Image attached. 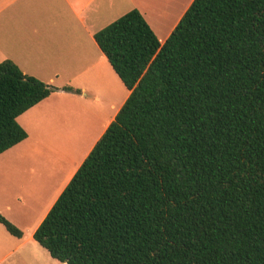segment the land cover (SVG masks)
I'll list each match as a JSON object with an SVG mask.
<instances>
[{
	"label": "trees",
	"instance_id": "trees-1",
	"mask_svg": "<svg viewBox=\"0 0 264 264\" xmlns=\"http://www.w3.org/2000/svg\"><path fill=\"white\" fill-rule=\"evenodd\" d=\"M94 38L130 94L35 241L66 264H264V0H193L163 44L136 9ZM57 91L0 63V155Z\"/></svg>",
	"mask_w": 264,
	"mask_h": 264
},
{
	"label": "crops",
	"instance_id": "crops-1",
	"mask_svg": "<svg viewBox=\"0 0 264 264\" xmlns=\"http://www.w3.org/2000/svg\"><path fill=\"white\" fill-rule=\"evenodd\" d=\"M192 1L189 0L181 9L177 0H0V63L10 60L25 75L45 84H54L59 80L62 77L61 70L87 68L93 63L100 65L109 76L111 65L95 41L97 32L136 9L154 33L156 29L152 22L157 20L165 31V39L161 43L163 44ZM30 69L37 70V73L28 71ZM119 85L121 92V85L124 84H117L116 80L115 89H119ZM129 94L130 91L127 90L118 107L111 105L115 112L102 134L114 120ZM63 96L73 98L59 90L18 117L19 125L26 131V125H23L20 119H27L37 111L41 112L47 105ZM26 132L28 135V131ZM23 143L24 141L1 154L0 163L7 160L5 157ZM80 165L56 194L52 204L42 213L22 206L8 205L0 209V215L23 232L22 238H16L0 224V264H66L52 258L49 252L35 241L34 233ZM3 193L5 192H0V196Z\"/></svg>",
	"mask_w": 264,
	"mask_h": 264
},
{
	"label": "rangeland",
	"instance_id": "rangeland-1",
	"mask_svg": "<svg viewBox=\"0 0 264 264\" xmlns=\"http://www.w3.org/2000/svg\"><path fill=\"white\" fill-rule=\"evenodd\" d=\"M177 1L182 9L189 0ZM155 21L152 24L162 43L165 31ZM109 68V76L96 63L87 68L64 69L59 80L47 84L58 90L71 87L75 92L66 94L73 98L63 96L41 112L20 119L27 127L28 139L0 163V192H5L0 196V209L22 206L42 213L52 204L127 92L123 85L121 92L120 85L115 89L116 80L122 83Z\"/></svg>",
	"mask_w": 264,
	"mask_h": 264
}]
</instances>
